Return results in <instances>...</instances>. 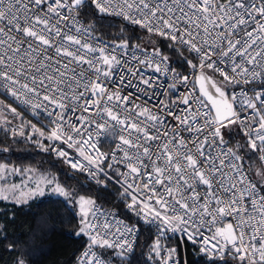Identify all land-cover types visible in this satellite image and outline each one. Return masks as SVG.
<instances>
[{
    "label": "snow or ice",
    "instance_id": "obj_1",
    "mask_svg": "<svg viewBox=\"0 0 264 264\" xmlns=\"http://www.w3.org/2000/svg\"><path fill=\"white\" fill-rule=\"evenodd\" d=\"M89 2L99 13L111 14L118 7L116 15L196 53L200 60L198 67L220 72L225 83L248 84L257 79L264 83V0ZM82 4L84 0H0V88L17 100L23 97L26 104L42 99L54 106L48 115H55L57 121L64 123H57L48 139L63 140L68 147H77L80 155L97 171L68 161L72 168L89 171L95 178L98 172L104 171L101 165L105 161L110 159L123 164L127 170L118 175L123 177V195L130 198L127 208L138 217L141 214L146 220L151 217L150 223L158 221L160 235L178 233L179 239L200 244L202 253L215 252L220 260L230 257L236 264H264V171L256 173L261 181L258 184L244 171L243 158L237 150L222 149L216 154L212 151L214 145L224 143L221 129L239 123L248 146L264 153V87L254 97L242 91V100L236 95L230 100L224 88L201 71L196 78L199 93L194 89L180 100L186 106L183 114L167 111L166 116L177 122L169 129L160 113L154 114L135 103L129 108L131 97L122 95L118 88L109 87L113 66L120 61L115 55L106 54L105 48L82 42L74 34L73 29L75 33L82 31L75 26ZM133 10L140 18L130 14ZM97 52L99 56L95 55ZM154 55L160 57L161 62L167 60L159 51ZM214 56L221 58L219 63L227 58L233 75L216 67ZM237 57L241 59L238 61ZM140 63L152 67L151 62ZM246 65H252V70ZM191 67L195 69L197 65L191 64ZM154 70L161 71L159 63ZM140 79L143 85L152 87L149 79ZM182 79L187 81L188 77ZM131 86L129 81L128 87ZM237 103L252 110L251 120L236 110ZM209 105V111L201 110ZM33 107L40 108L41 104H33ZM116 109L127 113L124 119ZM11 111L15 113L16 109ZM69 112L79 113L75 117L77 123L67 118ZM109 120L123 126L121 131L127 132V136L120 135V143L116 145L123 153L120 160L114 153L109 156L101 152L93 142V126L102 130ZM66 127L70 131H65ZM184 132L190 135L185 137ZM85 136L87 139H83ZM86 147L92 148L96 155H86ZM58 155L65 157L67 153L61 150ZM260 159L264 160V155ZM5 168L0 165V172ZM100 182L97 178V183ZM46 183L54 185L52 191L66 200L73 197L71 191L54 179ZM16 190V185L10 190H0V199L27 203L30 197L45 195L40 183L19 195H15ZM77 203L81 213L77 235H87L90 241L81 264H105L93 251L96 246L116 249L117 256L128 259L135 241L124 237L135 230L117 227L119 235L113 233L115 239L109 240L88 220L95 201L80 196ZM103 228L109 229L110 225L105 223ZM204 229L212 233L211 237L204 235ZM149 260L155 264H184L178 248H166L159 236L151 245ZM18 264L24 262L21 260Z\"/></svg>",
    "mask_w": 264,
    "mask_h": 264
},
{
    "label": "trees",
    "instance_id": "obj_2",
    "mask_svg": "<svg viewBox=\"0 0 264 264\" xmlns=\"http://www.w3.org/2000/svg\"><path fill=\"white\" fill-rule=\"evenodd\" d=\"M79 18L89 27L94 36L108 43L127 44L128 47L159 51L167 57V62L179 77L187 74V61L196 65V61L171 43L168 39L148 33L142 27L128 21L106 16L87 3L81 6ZM0 95L5 98L1 93ZM7 99V98H5ZM8 100V99H7ZM10 101V100H9ZM22 118L30 125H36L45 133L47 126L32 119L22 112ZM14 121V120H13ZM27 124V128H29ZM223 141L230 148L238 151L243 158L244 169L256 183H261L256 175L263 171L257 152L248 148L237 126H226L221 129ZM46 148L24 136L0 133V165L15 170L21 178L39 177L54 179L61 186L73 193V197H43L16 204L0 200V264H72L77 253L82 249L85 235L79 234L81 213L77 201L80 196L95 201L94 205H113L119 214L139 229L136 248L128 259L122 260L116 251L100 248V253L110 264H155L149 260L150 248L155 241L153 230L125 210L124 202L116 200L117 185L102 178L100 183H89L76 173L71 172L63 163ZM16 180V177H14ZM91 209L89 210L90 213ZM90 215L88 217V220ZM169 245L178 248L179 257L184 264H236L230 257L224 260L209 262L197 254L190 243L174 239Z\"/></svg>",
    "mask_w": 264,
    "mask_h": 264
},
{
    "label": "built area",
    "instance_id": "obj_3",
    "mask_svg": "<svg viewBox=\"0 0 264 264\" xmlns=\"http://www.w3.org/2000/svg\"><path fill=\"white\" fill-rule=\"evenodd\" d=\"M91 4L89 0L85 2V4ZM114 3H116V0H114ZM94 6V4H91ZM95 7V6H94ZM119 11V8H115L111 14L108 13H102L106 16H110L116 19H122L125 21H128L131 23L130 20H126L124 16L122 15H116L115 12ZM127 11V10H126ZM134 18H140L139 13L135 12L134 10L130 13ZM77 23L76 27H81L82 31L81 33H75L78 35L82 42H88L92 44L93 46L97 48H105V52L108 55H115L117 57V60L120 61L119 65L113 66V74L110 77L109 80V87L116 89L118 88L122 95H129L131 97V100L129 102V108H131L132 104H139L141 107H147L149 108L154 114L160 113L162 117H165V123L168 126L169 129L173 125H175L177 122L172 119V117H167L166 113L170 109L173 112H175L177 115L183 114L185 105L180 103V100L185 95H189L193 90L195 89L196 94H198L197 89L194 86V78L196 76V73L198 71H203L206 74H208L214 81L219 84V86L223 87L226 93L229 96V99L231 100L232 95H236L238 100H242L243 97L241 96V92H246L248 97H254L255 93L258 92L262 87H264V83L261 82L260 79H257L255 81H252L251 83L244 84L243 82L239 84L235 83H225L223 81V77L220 75V72L214 71L213 69L204 68L201 70L198 66L200 64V60L197 57L196 53L188 51L184 46L180 45L179 43L173 42L169 40L171 43H173L175 46L180 48L183 52H185L188 56H190L193 60L196 61L197 68L195 70H188L187 74L185 76L188 77L187 81H184L182 78L185 77H179L174 69L169 65L167 61L161 62L160 57L154 55V51L149 49H139L136 47H120L121 44H115V43H108L106 41H103L101 39H98L94 36L92 30L79 18V16L76 17ZM132 25H136L131 23ZM141 27L140 25H136ZM83 29H89L87 32L83 31ZM145 29V28H143ZM147 31V29H145ZM148 32V31H147ZM150 33V32H148ZM154 35H157L155 33H151ZM159 36V35H158ZM162 37V36H161ZM165 38V37H163ZM95 55L99 56V53H95ZM221 58L214 56L213 60L217 61L216 67H219L221 69H224L228 72L229 75H233L231 72V62L227 58H223L225 60L224 63H219V60ZM238 61L241 59L239 57L236 58ZM140 61H147L152 63V67H149L147 63L141 64ZM159 63L161 71L156 72L155 64ZM249 67L250 71L252 70V65H246ZM167 69V70H165ZM255 70L260 71L261 69L256 68ZM135 72V75H132V73ZM121 77L124 78V83L121 84ZM141 77L144 79H149L150 83L152 84V87H148L146 85H143L141 83ZM241 79L242 78H238ZM249 79L251 77L249 76ZM131 81V87H128V82ZM137 85H139V89L137 88ZM174 85L175 87H172ZM0 93L5 96L8 100L12 101L14 105L20 109L22 112L30 116L32 119L44 123L49 131H53L57 123H64L62 121H57L56 116H49L48 112L53 111L54 106L48 104L47 101H43L42 99H33L31 104L23 103V97H21L20 100L15 99L10 94L7 93L6 89L0 88ZM175 102V103H173ZM191 102V101H190ZM40 103V108L33 107V104ZM167 105V108L164 106ZM236 110L240 112L243 116H246L251 120L252 118V110L247 109L246 106L241 107L240 103H237ZM257 106L260 107L259 103L257 102ZM202 111H209L210 107L201 109ZM56 111H60L59 109H56ZM117 112L120 114V118L124 119L127 113L123 112L122 109H116ZM0 113L3 115H8L9 110H5L4 108H0ZM79 113H76L73 115L72 113H66V116L69 120H71L72 123H77L76 116H78ZM214 115V114H213ZM93 119H98L97 117H93ZM105 119H108L105 117ZM141 120L144 118L141 117ZM54 121H56L54 123ZM100 123H103V121H99ZM202 123V121H201ZM234 126H237L241 136L244 138L247 146L248 141L247 137L243 133V129L237 124H233ZM233 125H227V126H233ZM255 126V125H253ZM123 126L116 124L115 121L108 122L107 126L103 128L102 130H97L93 126L91 129L93 134V142L97 144L100 151L103 153L109 154L111 156L113 153L116 156L117 160H120L123 156V153L117 150L116 145L120 143V135L127 136V132H122L121 128ZM161 130L163 131V126H161ZM65 131H70L67 127L65 128ZM74 135V134H73ZM185 137L189 136L190 134L187 132L182 133ZM75 139H82L81 137H75ZM83 139H87V137H83ZM46 142L48 143V148L52 154H54L56 157L62 159L65 166L73 173L81 175L85 181L95 184L97 183V178L101 180L102 178H106L112 182H114L118 187V193L116 200H120L124 202V208L125 210L133 215L134 217L138 218L141 222H143L145 225L150 227L154 232V238L156 239L158 236L160 237V242L162 245H164L166 248H173L169 245L170 240L179 239L178 237L180 234L166 232L163 235H160V230L157 228V224L159 223L156 221L155 223H150L151 217H149L147 220L144 218L143 214L141 216H137L135 211L129 210L127 208V204L130 203V198L125 197L123 195V177L119 176V172L126 171L127 169L124 167L123 164L120 163H114L110 159L105 161L104 164L101 165V167L104 169L103 172H98L97 177H93L89 175V171H80L78 169H74L71 167V164L68 161L72 162H79L85 166L86 169H89L90 171L96 172L97 169L92 167L88 164V161H86L83 156L80 155L79 151L77 150V147H68V144L64 143L63 140H50L46 138ZM71 143V141L69 142ZM126 147V146H125ZM230 148L227 144H218L213 146V154L219 153L222 149L224 151H227V149ZM248 148L252 150L249 146ZM64 151L67 153L65 157H60L58 155V151ZM131 151V150H130ZM254 151V150H252ZM257 152L258 160L260 163L261 168L264 171V160L260 159L261 155H264V153ZM85 154L90 156H95V151L90 148H85ZM227 160V157H225ZM111 164L112 166L109 168L108 165ZM244 171L247 173V171L244 169ZM106 174V175H105ZM249 179L253 181V179L249 176L247 173ZM118 181H120L118 183ZM131 182V181H130ZM254 182V181H253ZM89 221L95 225L98 226V230L102 236H106L109 240H114L115 236L113 233H116V228L120 227L121 230H123L124 226H127L129 228H133L135 231L132 234H125L124 238H127L129 240H134V250L136 248L137 240L139 237V229L136 225L129 223L124 217H122L119 212L116 210V208L111 206H100V205H94L91 207L90 211V218ZM105 223H108L110 225L109 229H104L103 225ZM204 235L211 237L212 233L209 232L207 229H204ZM116 235H119L116 233ZM182 240V239H179ZM187 242V241H186ZM89 237L85 235V242L82 249L77 253L75 256L72 264H81V257L83 253L87 250L89 245ZM190 243V242H188ZM215 243V241H213ZM191 244V243H190ZM193 245V244H191ZM196 248L197 254L209 262H215L220 260L215 252H212V254L208 253H202L199 248L200 244L193 245ZM112 249V248H110ZM117 251L116 249H112ZM133 250V252H134ZM93 251L96 252L97 256H99L105 264H110L105 257L100 253L99 246H96L93 248Z\"/></svg>",
    "mask_w": 264,
    "mask_h": 264
},
{
    "label": "rangeland",
    "instance_id": "obj_4",
    "mask_svg": "<svg viewBox=\"0 0 264 264\" xmlns=\"http://www.w3.org/2000/svg\"><path fill=\"white\" fill-rule=\"evenodd\" d=\"M0 101L3 103H0V108H4L5 110H9L8 115H3L0 113V133L4 134H14L17 136H24L25 134V129H26V139L27 140H34L36 141L39 145H43V148H46L48 151V143L46 142V138H48L51 134V131L49 133H45L44 130L39 128L36 125H30V123L26 120L23 119L22 116V111L18 109L12 101H9L5 98H3L0 95ZM12 108L16 109V112L13 113L11 111ZM14 120V121H13ZM27 124H29V128H27ZM43 133V136L40 135V133ZM23 133V134H21ZM16 177V180L13 181ZM48 179L45 178H39V177H26V178H21L19 174H15V170L11 168H5L3 172H0V190H10L13 185L17 186V190L15 195H19V192H28L31 189H34L36 187L37 183L41 184V187L44 188L45 195L43 196H35V197H30L27 199L29 200H38L43 197H61L54 193L52 191V188L54 185L47 184L46 181ZM9 195L11 197L12 193L9 192ZM2 200V199H0ZM6 202H12L16 203L14 199L10 198L9 200H3ZM16 204H22V203H16ZM86 210H89L86 207ZM79 212H80V207H79ZM90 215V213H89ZM88 215V217H89Z\"/></svg>",
    "mask_w": 264,
    "mask_h": 264
},
{
    "label": "water",
    "instance_id": "obj_5",
    "mask_svg": "<svg viewBox=\"0 0 264 264\" xmlns=\"http://www.w3.org/2000/svg\"><path fill=\"white\" fill-rule=\"evenodd\" d=\"M87 0H84V4H85V2H86ZM84 4H82V6L84 5ZM190 61V60H189ZM189 61H187V64H188V68L190 69V70H195V69H193L192 67H191V64H193L191 61V64H189ZM204 73V75H206L207 77H210L208 74H206L205 72H203ZM201 74V71H198L197 73H196V76H195V78H194V86H195V88L197 89V91H198V93H199V85H198V83H197V80H196V78L199 76ZM211 78V77H210ZM212 79V78H211ZM213 80V79H212ZM219 85V84H218ZM212 91H214V90H212ZM209 107L211 108V105H209ZM213 114H214V110H213Z\"/></svg>",
    "mask_w": 264,
    "mask_h": 264
}]
</instances>
